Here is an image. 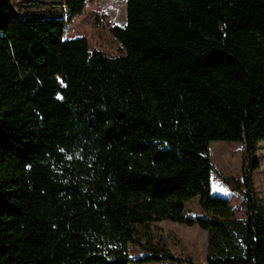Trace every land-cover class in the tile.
I'll return each mask as SVG.
<instances>
[{
    "label": "trees",
    "instance_id": "16d2710c",
    "mask_svg": "<svg viewBox=\"0 0 264 264\" xmlns=\"http://www.w3.org/2000/svg\"><path fill=\"white\" fill-rule=\"evenodd\" d=\"M13 1L0 0V264H193L129 257L161 220L204 230L205 264H264V0H126L119 56ZM65 3L70 20L85 0ZM211 141L240 144L241 181L215 172ZM213 172L244 217L211 194Z\"/></svg>",
    "mask_w": 264,
    "mask_h": 264
},
{
    "label": "rangeland",
    "instance_id": "374dc122",
    "mask_svg": "<svg viewBox=\"0 0 264 264\" xmlns=\"http://www.w3.org/2000/svg\"><path fill=\"white\" fill-rule=\"evenodd\" d=\"M12 3L17 14L23 18L63 17L66 21L63 37H85L89 51L98 49L107 56L125 53L123 45L113 35L111 28L125 24L126 0H85L82 10L70 20H67L69 9L65 0H14ZM208 155L215 172L241 181L242 152L239 143L211 141ZM255 156L259 168L252 173V186L264 211V140L256 144ZM211 180V194L226 199L236 217H244L243 195L228 188L214 172ZM187 206L190 208L188 214L201 213L198 198L192 199ZM206 241V232L197 225L186 226L170 220H161L139 226L135 241L128 242L126 250L130 258L143 256L151 251L165 250L178 258L190 260L193 264H205ZM145 264L176 263L160 261Z\"/></svg>",
    "mask_w": 264,
    "mask_h": 264
}]
</instances>
